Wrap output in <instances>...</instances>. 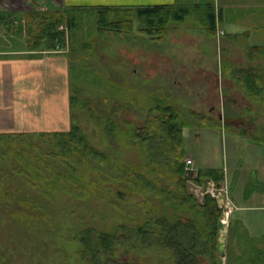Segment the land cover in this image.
I'll return each mask as SVG.
<instances>
[{
  "label": "rangeland",
  "instance_id": "obj_1",
  "mask_svg": "<svg viewBox=\"0 0 264 264\" xmlns=\"http://www.w3.org/2000/svg\"><path fill=\"white\" fill-rule=\"evenodd\" d=\"M177 1L189 6L190 14L184 22L168 27V36L161 46L139 36L127 38V42L99 40L94 35L93 17L82 8L72 14L79 24L70 35L68 51L56 53H62L70 62L71 91L91 101L100 112L109 115L118 111L115 122L121 128H142L148 112L158 106L170 105L182 114L185 123L192 125L183 130L185 164L191 161L194 172L210 167L221 168L228 175L222 192L212 186L198 188L193 180L188 182L187 189L199 202L206 194L215 198L220 193L227 195L221 219L228 225L224 264H254L250 244L254 250H264V144H254L236 135L246 131L254 138L264 139V106L245 97L220 72L222 63L228 62L242 70L253 68L264 76L263 58L253 63L246 59L249 46H264V23L260 20L264 0H173L171 5ZM25 2L27 5L17 4L16 9L22 11L17 14L71 8L65 7L66 0ZM56 2L60 3L59 9ZM219 10L228 12L226 24L224 29L218 25L216 38L209 39L201 29L202 22L206 15ZM15 32L0 28V50H25L24 35ZM108 82L118 85L116 90L121 97L113 95ZM190 113L205 117L207 128H202ZM77 115L81 130L97 152L133 166L142 163L135 145L127 148L119 142V152L109 147L102 126L95 120L97 116L91 118L86 112ZM29 134L33 135L32 144L42 153L38 156L32 152L43 162L41 169L45 173L48 168L64 170L51 156L50 146L37 136L39 133ZM16 171L21 168L0 146V193L14 191L33 197L41 202L40 213L41 209L48 210L55 218L46 230L29 233L11 221L4 207H0V257L4 264H77L73 257L76 247L65 243L71 231L93 229L112 233L119 225L143 223L149 214H155L151 207L146 213L139 205L128 204L130 194L118 182L110 181L118 175L109 169L102 168L99 175L90 174L97 190L85 202L62 194L49 201L40 190L29 187ZM149 200L158 205L152 196ZM136 202L145 201L136 197ZM167 211L171 216V210ZM118 255L121 263L169 264L148 253L121 251ZM261 260L264 262V256ZM201 261L210 264L209 260Z\"/></svg>",
  "mask_w": 264,
  "mask_h": 264
},
{
  "label": "trees",
  "instance_id": "obj_2",
  "mask_svg": "<svg viewBox=\"0 0 264 264\" xmlns=\"http://www.w3.org/2000/svg\"><path fill=\"white\" fill-rule=\"evenodd\" d=\"M79 10L34 11L16 15L0 13V28L8 33L16 29L15 33L23 34L28 53L66 52L72 39L70 35L79 24L78 18L72 14ZM86 11L94 19V35L99 40L127 42V38L139 36L157 46L164 43L169 26L184 22L190 14L189 6L181 1L170 6L95 8ZM261 13L260 20L264 23V12ZM227 18V11L219 10L206 15L201 25L204 35L215 39L218 25L224 29ZM258 58L264 59V46H249L246 59L253 63ZM69 73L71 75L70 67ZM220 73L237 85L245 97L264 106V76L259 71L253 68L242 70L223 62ZM108 84L113 95L121 97L116 90L118 85ZM71 90L69 88V131L37 134L43 144L50 146L51 156L64 170L57 172L48 168V173H45L41 169L43 162L37 155H32V152L38 156L42 154L32 144L33 135L0 134V146L6 150V156L21 168L16 174L23 177L29 187L40 190L49 201L62 194L85 202L97 190L90 174L99 175L102 168L109 169L118 175L110 181L118 182L130 194L128 204L139 205L146 213L149 207L155 211V214L148 215L150 217L145 222L119 225L112 233L93 229L71 231L65 243L76 247L73 257L77 264H127L117 260L121 251L152 254L169 264H203L201 260L216 264L217 224L224 210L219 208L216 198L211 195L206 194L199 202L187 188L188 182L193 180L198 188L205 190L213 184L218 190L217 185L224 184L225 175L222 170H198L194 178L187 175L183 130L192 125L185 123L178 110L166 105L148 112L142 128L126 125L124 129L115 122L118 111L113 110L109 115L100 112L91 101L83 100L78 92ZM77 112H86L91 118L98 117L95 120L102 126L105 141L114 152L120 151L119 142L127 148L135 145L142 163L133 166L97 152L81 130ZM190 116L199 120L202 128H207L205 117L195 113H190ZM236 136L254 144H264V139L254 138L246 131ZM151 196L158 201V205L149 200ZM136 197H141L144 204H137ZM40 206L41 202L30 196L24 197L19 192L0 193V207H4L11 221L29 233L46 230L55 218L51 211L41 209L40 213ZM168 209L172 212L171 216ZM250 247L254 264H264L261 262L264 250H254L251 244ZM2 259L0 257V264H4Z\"/></svg>",
  "mask_w": 264,
  "mask_h": 264
},
{
  "label": "crops",
  "instance_id": "obj_3",
  "mask_svg": "<svg viewBox=\"0 0 264 264\" xmlns=\"http://www.w3.org/2000/svg\"><path fill=\"white\" fill-rule=\"evenodd\" d=\"M66 1L65 7H71L69 10L142 8L170 6L173 3V0ZM17 4L27 5L25 0H1L0 13L22 12L16 9ZM56 4L59 9L60 3ZM69 86V60L62 53L0 50V134L68 132ZM201 170L216 169L209 167ZM223 175L227 183L228 175Z\"/></svg>",
  "mask_w": 264,
  "mask_h": 264
},
{
  "label": "water",
  "instance_id": "obj_4",
  "mask_svg": "<svg viewBox=\"0 0 264 264\" xmlns=\"http://www.w3.org/2000/svg\"><path fill=\"white\" fill-rule=\"evenodd\" d=\"M193 177V174H189ZM214 188L215 185H211ZM223 185H217L221 191L224 190ZM227 199V195L225 193H221L219 197L216 199L218 202V206L220 209H223L224 203ZM217 263L216 264H224L226 260L227 253V237H228V225L224 221H219L217 224Z\"/></svg>",
  "mask_w": 264,
  "mask_h": 264
},
{
  "label": "built area",
  "instance_id": "obj_5",
  "mask_svg": "<svg viewBox=\"0 0 264 264\" xmlns=\"http://www.w3.org/2000/svg\"><path fill=\"white\" fill-rule=\"evenodd\" d=\"M192 167H193V164L191 163V161H187L186 162V169H187V172L192 170Z\"/></svg>",
  "mask_w": 264,
  "mask_h": 264
}]
</instances>
